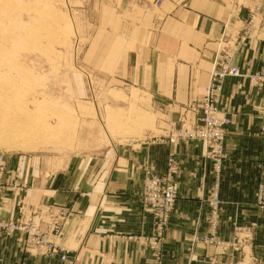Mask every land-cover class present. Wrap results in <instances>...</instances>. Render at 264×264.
<instances>
[{
	"label": "crops",
	"instance_id": "0c3cea01",
	"mask_svg": "<svg viewBox=\"0 0 264 264\" xmlns=\"http://www.w3.org/2000/svg\"><path fill=\"white\" fill-rule=\"evenodd\" d=\"M257 2L135 0L134 12L124 15L133 18V30L124 33L131 43L124 49L132 54L127 55L128 75L120 79L139 87L143 125L135 130L147 136L106 144V151L77 157L65 170L30 171L13 160L0 198L7 215L38 204L40 225L49 232L55 222L62 223L57 241L77 254V264L264 263V210L257 205L258 186L264 183V88L246 78H228L219 106L220 117L230 122L214 237L229 241L236 225L244 226L248 238L243 250L224 251L203 239L211 234L216 180L203 144L154 142L175 122L194 120L190 103L202 97L223 34L241 28ZM235 63L244 72L264 73V0L253 38L238 51ZM170 152L178 161V200L158 262L142 238L151 233L154 221L142 204L143 174L148 166L163 172ZM66 208L71 212L61 220ZM22 239L0 231V264H60L55 256L25 250Z\"/></svg>",
	"mask_w": 264,
	"mask_h": 264
},
{
	"label": "rangeland",
	"instance_id": "374dc122",
	"mask_svg": "<svg viewBox=\"0 0 264 264\" xmlns=\"http://www.w3.org/2000/svg\"><path fill=\"white\" fill-rule=\"evenodd\" d=\"M8 1L7 3L11 2L12 5L7 4L9 6L5 9H0V88L3 89H0V198L5 193L4 175L13 160H20L21 167L27 166L26 170L30 171L65 170L71 160L74 163L77 157L106 151V144L110 146L114 141L133 138L140 141L147 136L143 131L135 130L140 124L143 125L139 87L133 82L120 79L128 75L127 55L132 54L124 49L126 45L131 46V43H126L124 33L133 30V18L127 19L124 15L134 12L135 0ZM261 10L262 0H259L241 28L232 34H223L202 97L199 101L190 103L189 109L195 113L194 120H179L172 124L167 134L154 138L157 144L175 146L182 141L195 140L203 144L204 156L213 162L216 173L215 190L210 198L213 207L211 234L203 239L213 240L224 251L230 248L243 250L248 238V228L239 225H236L229 241L223 242L214 237L219 224L218 187L226 156V127L230 120L223 127L225 136L222 155L219 156L216 144L211 145L206 138L198 134L196 128L199 116L196 107L205 97L212 73L217 68L218 60L222 58L219 50L224 46L236 47V58L241 47L253 38ZM50 12H55V16H58L56 20L53 21L55 16L49 14ZM49 15H52L53 19ZM124 19L126 21H123ZM52 22L60 25L52 27L55 26ZM35 23L47 25L43 27L52 24L49 26V29L52 28V36L45 31L48 29L41 27L44 30H38L34 27L36 31L43 32L40 36L44 38L40 37L33 31ZM247 25L251 26L248 38L242 41L247 32ZM45 33L48 36H44ZM251 85L258 88V85ZM13 120H17V124L13 123ZM8 121H12L10 123L13 125L8 124ZM178 169V161L174 153L170 152L163 172H157L148 166L143 174L142 204L145 210L153 215L154 221L151 233L142 238L156 253L158 262L178 200V186L175 180ZM148 172L157 176H169L176 189L175 201L163 238L158 236L155 215L144 201V182ZM261 187H264V183L258 186L257 205L264 210ZM38 208L40 207L36 204L20 211L17 216L10 217L0 200V231L22 235L24 249L29 252H44L47 256H55L60 264H77V254L57 241L62 223L57 221L49 232L44 230L40 225L42 216ZM70 212L69 208L63 209L60 212L61 220H65ZM155 239L161 241L158 246H153ZM239 239L244 240L243 246L238 245ZM194 260L196 257H192L190 261Z\"/></svg>",
	"mask_w": 264,
	"mask_h": 264
},
{
	"label": "built area",
	"instance_id": "2783aa9c",
	"mask_svg": "<svg viewBox=\"0 0 264 264\" xmlns=\"http://www.w3.org/2000/svg\"><path fill=\"white\" fill-rule=\"evenodd\" d=\"M250 27L247 25V32L242 37V41L248 38ZM236 50V47L226 48V46L219 50L222 58L218 60L217 68L212 73L211 80L205 90V97L196 107L199 116V124L196 128L198 134L206 138L211 145L216 144L219 156L222 155V144L225 136L223 127L229 121V119L219 116V103L224 81L228 78H246L251 84L264 87V74L244 72L235 64ZM261 124L264 131V112ZM175 197L176 189L169 176H157L148 172L144 182V201L148 209L155 215L157 234L160 238H163ZM261 199L264 206V187H261ZM160 242L155 239L153 246H158ZM238 242L239 246H243V239H239Z\"/></svg>",
	"mask_w": 264,
	"mask_h": 264
},
{
	"label": "bare ground",
	"instance_id": "6f19581e",
	"mask_svg": "<svg viewBox=\"0 0 264 264\" xmlns=\"http://www.w3.org/2000/svg\"><path fill=\"white\" fill-rule=\"evenodd\" d=\"M7 1H8V0H0V9H1V8L5 9L6 6H9V5H7V4H10L11 2H10V3H7ZM8 2H9V1H8ZM11 5H12V4H10V6H11ZM12 7H13V6H12ZM28 8H29V7H28ZM49 8H50V7H49ZM8 9H9V8H8ZM26 9H27V8H26ZM36 9H37V8H36ZM17 10H18V9H17ZM49 10H50V9H49ZM12 11H13V10H12ZM34 11H35V10H34ZM38 11H39V10H38ZM18 12H19V10H18ZM45 13H47V12H45ZM49 14H53V13L50 12ZM21 15H22V14H21ZM21 15H20V16H21ZM53 15L55 16V12H54ZM44 16H45V15H44ZM49 16H50V15H49ZM42 17H43V16H42ZM52 17H53V16L51 15L50 18H52ZM56 17H58V16H55L54 19L52 18L53 21L56 20ZM14 18H15V17H14ZM41 19H42V18H41ZM52 19H50V20H52ZM57 19H58V18H57ZM60 19H62V18H60ZM37 20H38V19H37ZM48 21H49V20H48ZM63 21H64V20H63ZM46 23H47V22H46ZM53 23H54V22H52V24H53ZM35 24H36V25H34L33 28L36 27L38 30H40L41 27H43V25H46V24H43V25L41 26V25H38V23H35ZM39 24H41V23H39ZM52 24H49L48 27H46V26H47V25H46V26H45L46 28L43 27L44 29H48V30H45L47 33H50V32L52 31V28L49 29V28L51 27ZM65 24H66V23H65ZM19 25H20V24H19ZM54 25H55V23H54ZM57 25H58V24H56L55 26L52 25V27H56ZM59 25H60V24H59ZM59 25H58V26H59ZM39 26H40V27H39ZM49 26H50V27H49ZM36 28H34L35 30L33 29L34 32L36 31ZM20 29H21V28H20ZM44 29H41V30H44ZM38 30H37L36 32H37V34L40 36V34H41L42 31H39V32H38ZM50 30H51V31H50ZM45 31H44V32H45ZM53 31H54V29H53ZM6 33H7V32H6ZM42 33H43V32H42ZM47 33H45L44 36H45V35L48 36ZM51 33H53V32H51ZM51 33H50V35L52 36ZM21 34H22V33H21ZM55 34H56V33H55ZM57 34H58V33H57ZM50 35H49V36H50ZM53 36H54V35H53ZM40 37H42V36H40ZM42 38H44V37H42ZM47 38H48V37H47ZM47 38H46V39H47ZM20 39H21V38H20ZM1 40H2V39H1ZM2 51H3V50H2ZM12 51H13V50H12ZM2 53H3V52H2ZM3 54H4V53H3ZM2 57H3V56H2ZM2 57H1V58H2ZM3 59H4V58H3ZM1 61H2V60H1ZM6 61H7V59H6ZM4 62H5V61H4ZM12 63H13V62H12ZM4 64H5V63H4ZM0 89H1V88H0ZM1 91H3V89H1ZM2 99H3V98H2ZM4 101H5V100H4ZM7 118H9V117H7ZM11 118H13V117H11ZM9 120H10V119H9ZM6 121H7V120H6ZM16 121H17V120H15V121L13 120V123L17 124ZM10 122H12V121H10ZM10 122L8 121V124H9ZM13 123H10V124L13 125ZM19 127H20V126H19ZM14 128H15V127H14ZM14 128H13V129H14ZM10 129H11V128H10ZM15 129H16V128H15ZM5 130H6V129H5ZM10 131H12V130H10ZM6 133H8V132L6 131ZM2 135H4V134H2ZM3 141H4V140H3ZM26 141H27V140H26ZM15 143H16V142H15ZM0 144H1V143H0ZM21 145H22V144H21ZM22 146H23V145H22ZM22 146H21V147H22ZM21 147H20V148H21Z\"/></svg>",
	"mask_w": 264,
	"mask_h": 264
}]
</instances>
